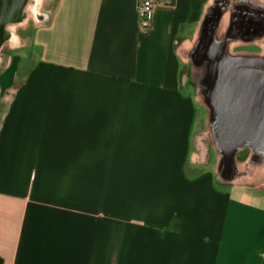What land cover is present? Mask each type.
<instances>
[{"label": "crops", "instance_id": "crops-1", "mask_svg": "<svg viewBox=\"0 0 264 264\" xmlns=\"http://www.w3.org/2000/svg\"><path fill=\"white\" fill-rule=\"evenodd\" d=\"M139 2L54 0L1 67L2 264H264V154L191 161L187 74L203 36L264 62V0Z\"/></svg>", "mask_w": 264, "mask_h": 264}, {"label": "water", "instance_id": "water-1", "mask_svg": "<svg viewBox=\"0 0 264 264\" xmlns=\"http://www.w3.org/2000/svg\"><path fill=\"white\" fill-rule=\"evenodd\" d=\"M24 1L0 0V40L5 36L4 25L13 23L21 16ZM212 47L220 50L216 66L221 71L220 77L214 82L215 89L207 100L211 105V112L217 113L215 119L213 113L211 114L216 144L225 159H228L236 148L247 145L261 149L260 152L264 154V117L262 121H258L254 114L236 116V85L241 83L243 86H251L264 80L254 72L245 71L242 66L259 62L244 56L229 55L222 45L212 44ZM239 104L245 106L250 103L240 100Z\"/></svg>", "mask_w": 264, "mask_h": 264}, {"label": "rangeland", "instance_id": "rangeland-1", "mask_svg": "<svg viewBox=\"0 0 264 264\" xmlns=\"http://www.w3.org/2000/svg\"><path fill=\"white\" fill-rule=\"evenodd\" d=\"M54 4V0H25L21 9V16L11 24H7L4 27L5 36H9L8 43L2 49V61H0V71L1 67H4L9 63V74L10 72H15L18 77L20 76V71H25L28 66L27 52L26 48L21 47L20 44L24 43L27 45L28 36H30V29L37 24L43 23L48 11ZM4 36V37H5ZM260 48L264 50V39L259 41ZM256 46V45H255ZM240 48V47H239ZM231 50V46L228 47ZM234 53L236 48H233ZM260 50V49H259ZM245 53V52H242ZM241 55V54H240ZM243 55V54H242ZM263 55L264 52H261ZM244 56V55H243ZM188 68L187 74L194 85L193 90L198 97V102L201 106L200 117L198 119V130H205L204 134L196 136L193 145L198 150L192 151L191 161L197 165L204 164L206 166H214L221 158V151L216 144L215 136L213 134V125L211 117V105L205 99L204 93L207 88L208 81L205 80L206 70L203 64L195 61L193 55L188 56ZM249 58V57H248ZM1 75V72H0ZM186 75V74H185ZM219 164V163H218ZM219 175V174H218Z\"/></svg>", "mask_w": 264, "mask_h": 264}, {"label": "flooded vegetation", "instance_id": "flooded-vegetation-1", "mask_svg": "<svg viewBox=\"0 0 264 264\" xmlns=\"http://www.w3.org/2000/svg\"><path fill=\"white\" fill-rule=\"evenodd\" d=\"M261 16L258 17V19ZM245 23V22H244ZM241 25V27H247L246 23ZM7 26L4 25V27ZM256 29L259 32L264 31V27L262 24H256L253 26V30ZM229 37V35H228ZM9 36H5L0 40V61H2V49L8 43ZM210 40L203 36L196 43L193 49V58L195 61H198L200 64L205 66L206 77L205 80L208 81L207 88L205 90L204 96L205 99L209 100L210 93L215 89V80L220 77V69L216 66V62L219 59L220 50L217 48H213L210 44ZM258 64H251L247 66H242V69L245 71H251L257 74V76L264 78V62L256 59ZM235 95L236 99H238L237 112L236 116L254 114V117L258 119V121H262L264 117V80L254 83L251 86H243L241 83L236 85L235 87ZM240 100L246 102L249 105L239 104ZM213 113V118H216V114ZM241 113V114H240Z\"/></svg>", "mask_w": 264, "mask_h": 264}, {"label": "built area", "instance_id": "built-area-1", "mask_svg": "<svg viewBox=\"0 0 264 264\" xmlns=\"http://www.w3.org/2000/svg\"><path fill=\"white\" fill-rule=\"evenodd\" d=\"M155 0H140L138 5V23L140 28L146 29L150 26Z\"/></svg>", "mask_w": 264, "mask_h": 264}, {"label": "trees", "instance_id": "trees-1", "mask_svg": "<svg viewBox=\"0 0 264 264\" xmlns=\"http://www.w3.org/2000/svg\"><path fill=\"white\" fill-rule=\"evenodd\" d=\"M0 264H2V260L0 259Z\"/></svg>", "mask_w": 264, "mask_h": 264}]
</instances>
